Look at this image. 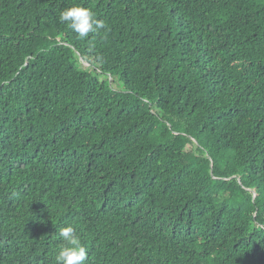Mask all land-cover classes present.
I'll list each match as a JSON object with an SVG mask.
<instances>
[{
  "label": "trees",
  "instance_id": "obj_1",
  "mask_svg": "<svg viewBox=\"0 0 264 264\" xmlns=\"http://www.w3.org/2000/svg\"><path fill=\"white\" fill-rule=\"evenodd\" d=\"M68 224L86 264H264V0H0V264Z\"/></svg>",
  "mask_w": 264,
  "mask_h": 264
},
{
  "label": "clouds",
  "instance_id": "obj_2",
  "mask_svg": "<svg viewBox=\"0 0 264 264\" xmlns=\"http://www.w3.org/2000/svg\"><path fill=\"white\" fill-rule=\"evenodd\" d=\"M59 20L67 24L81 40L90 34H99L107 30L105 22L98 19L95 13L87 7L73 5L65 8L59 14ZM62 245L55 256L56 264H86L88 250L83 245L77 229L72 224L59 228Z\"/></svg>",
  "mask_w": 264,
  "mask_h": 264
}]
</instances>
